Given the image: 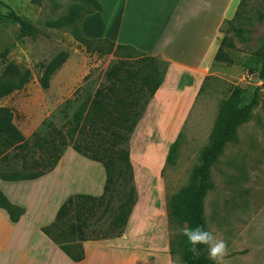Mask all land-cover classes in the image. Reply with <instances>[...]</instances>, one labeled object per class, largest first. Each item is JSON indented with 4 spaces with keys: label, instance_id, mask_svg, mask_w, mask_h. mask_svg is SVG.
<instances>
[{
    "label": "rangeland",
    "instance_id": "374dc122",
    "mask_svg": "<svg viewBox=\"0 0 264 264\" xmlns=\"http://www.w3.org/2000/svg\"><path fill=\"white\" fill-rule=\"evenodd\" d=\"M241 1L227 0L231 5L228 15L235 14ZM77 2L0 0V84L11 77L4 75L8 66L19 73L30 72L29 83L22 90L0 99V107L12 111L13 122L26 139L39 130L45 133L49 123L61 127L65 122L61 110L66 108V101L75 97L73 94L79 87L82 93L77 95L78 102L92 95L104 82L108 67L117 60L112 54L99 56L87 52L73 38L70 28L52 25L67 15ZM240 11L234 25L249 28L252 40L243 44L232 32L228 33L235 45L226 50L232 64L214 62L208 73L181 70L172 73L159 97L150 102V108L148 106L127 143L137 202L128 223L130 228L127 231L124 228L120 238L106 240L150 254L147 264H185L180 250L185 227L169 220L168 205L190 182L199 150L209 142L220 103L235 88L242 92L241 106L249 103L254 90L260 88L259 105L251 113L250 120L238 128L237 140L227 144L212 166L213 187L202 206L208 231L226 245L219 264H264V87L258 77L264 58V19L260 20V15L264 14V0H243ZM12 13L31 24L32 35L21 37V23ZM227 29L225 23L219 33L224 35ZM61 52L67 53L68 59L53 75L50 87L43 89L39 83L42 65ZM121 53H130V50ZM251 68L257 73L251 74ZM78 102L70 105L71 113ZM28 160L31 159L28 157ZM7 166L0 162L3 171ZM96 166L101 173L68 148L51 177V184L56 186L48 199L47 214L42 217L36 212L42 207V202L37 203L25 223L28 230L42 221L41 224L47 222L62 205L57 206L64 193L68 192L63 202L77 191L91 195L97 191L101 195L104 173L101 165ZM71 172L84 173L89 176L85 177L88 180L74 178L70 184ZM31 187L30 184L19 186L24 190ZM27 190L25 195L33 193ZM107 223L93 221L90 230L102 231ZM205 251L207 254V246Z\"/></svg>",
    "mask_w": 264,
    "mask_h": 264
},
{
    "label": "trees",
    "instance_id": "16d2710c",
    "mask_svg": "<svg viewBox=\"0 0 264 264\" xmlns=\"http://www.w3.org/2000/svg\"><path fill=\"white\" fill-rule=\"evenodd\" d=\"M77 1L67 15L52 25L70 28L73 38L87 52L97 53L99 56L113 54L117 57L106 70L104 82L92 95L80 102L77 95L82 93V87H79L73 94L75 97L67 100L66 108L61 110L64 124L57 128L49 123L45 133L36 131L29 139L14 124L12 111L0 107V162L8 165L7 170L0 169V181L39 179L57 167L68 148L104 168L105 185L101 196L76 194L69 197L59 208L54 222L42 228V232L73 262H80L85 257L82 242L120 237L131 217L137 196L127 143L150 100L162 86L169 67L167 62L156 57L142 56L129 47L115 45L108 40L86 38L81 33V21L86 15L101 11V6L96 0ZM242 4L243 0L234 18L227 22V32L224 33L214 57L216 62L232 64L226 51L235 47L228 37L229 32L243 44L252 40L249 28L234 25L235 19L240 17ZM12 15L21 23V37L32 35L31 24L13 13ZM263 19L264 14L260 15V20ZM124 50H130V53L122 54ZM67 59L68 54L61 52L48 64L42 65L43 73L39 77V83L43 89L50 87L53 75ZM249 72L257 73L253 68ZM4 75L11 77L0 84V99L22 90L30 81L29 71L19 73L11 66L4 70ZM258 77L262 82L261 87H264V58ZM259 90L260 88H256L250 102L243 106L240 105L242 92L239 88H235L227 99L221 101L209 142L199 150L198 163L192 171L190 182L169 202L168 218L171 222L188 229L199 225L208 231L202 205L213 187L211 168L227 144L237 140L238 128L250 120L251 113L259 105ZM76 102L77 106L71 113L70 105ZM0 208L6 211L13 223L19 222L25 213L23 208L13 205L2 191ZM93 221L108 223L102 231L90 230ZM206 246L198 245L203 250L199 256H193L183 235L180 250L185 264H213L207 258Z\"/></svg>",
    "mask_w": 264,
    "mask_h": 264
},
{
    "label": "crops",
    "instance_id": "0c3cea01",
    "mask_svg": "<svg viewBox=\"0 0 264 264\" xmlns=\"http://www.w3.org/2000/svg\"><path fill=\"white\" fill-rule=\"evenodd\" d=\"M96 1L101 6V11L86 15L80 24L81 33L86 38L108 40L115 45L129 47L142 56L156 57L168 63L165 80L150 102L159 97L171 74L177 70L188 73L209 72L210 66L216 62L214 57L222 39L219 41L222 35L219 30L235 16V14L232 17L228 15L227 10L231 5L227 4V0ZM73 153L77 154L74 151ZM77 155L82 160L85 159L88 165L96 168V165H101ZM101 167L104 173L102 184L105 171L102 165ZM53 171L36 180L0 181V191L13 205L25 211L19 222L13 223L6 211L0 208V252L1 250L3 252L2 256L0 255V264H147L150 254L131 247L117 246L106 239L82 242L85 257L80 262H73L42 232L43 227L54 222L61 206L45 224H41L42 221L29 231L25 223L33 213V209H36L37 203L42 202V207L39 205L41 208L36 212H40L42 217L47 214V205L50 203L48 199L56 186L51 184ZM99 172L101 173L100 170ZM74 173L69 174L70 184H72L71 179H85L88 176L84 173L82 175ZM22 184H30L33 187L24 190L19 188ZM26 190L27 192L31 190L33 193L25 195ZM101 190L104 191V188L101 187ZM77 192L76 194H83ZM67 193L62 195L57 206L69 198L63 202ZM92 193L95 194L92 196L103 194L102 192L99 195L97 191ZM131 219L132 214L128 223ZM128 223L125 226L126 231L130 228ZM168 255L170 259V254Z\"/></svg>",
    "mask_w": 264,
    "mask_h": 264
},
{
    "label": "clouds",
    "instance_id": "9594fccd",
    "mask_svg": "<svg viewBox=\"0 0 264 264\" xmlns=\"http://www.w3.org/2000/svg\"><path fill=\"white\" fill-rule=\"evenodd\" d=\"M182 234L186 237L193 256H199L203 250L198 248V245H207V258L212 260L213 264H219L222 260L226 251V245L222 239L216 240L211 232L199 225L191 229H182Z\"/></svg>",
    "mask_w": 264,
    "mask_h": 264
}]
</instances>
